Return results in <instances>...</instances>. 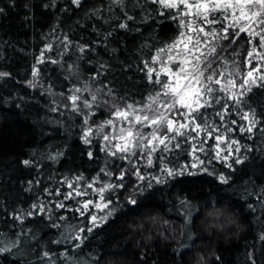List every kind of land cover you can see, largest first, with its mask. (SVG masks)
<instances>
[{
  "label": "trees",
  "instance_id": "16d2710c",
  "mask_svg": "<svg viewBox=\"0 0 264 264\" xmlns=\"http://www.w3.org/2000/svg\"><path fill=\"white\" fill-rule=\"evenodd\" d=\"M132 2L130 0L132 11L129 14H135L137 21L148 16V22L136 25L129 22L133 30L128 32L115 29L119 22L115 18L111 23L104 22V18L111 15L108 0H84L80 8L72 5L71 0H14V4L11 0H0V7L4 9V14L0 15V71L11 74L9 78L0 79V233L13 237V233L19 232L20 227L12 217L20 209L27 211L38 197L45 201L63 199L64 193L70 191L66 186L59 187V197L46 195L44 189L47 187L54 194L57 188L54 181L64 177L82 176L81 190L86 181H96V189L109 183L124 184L115 194L105 191L103 201L93 194V189H88L90 195L65 201L70 211L53 208V216H64L66 219L61 223L68 228L84 226L80 248L72 246L75 241L53 243L61 238V229L50 227L49 221L37 216L25 219L21 226L30 230L31 238L25 241L22 237L21 250L15 255H0V264H29L30 261L37 264L36 254L41 248L52 254L54 264H201V261L204 264H251L249 252L255 264H264V241L258 239L264 234V209L245 192L246 188L264 187V141L259 137L246 141L238 132L235 134L241 145H262L259 151L253 147L243 164L236 165L230 160L235 171L215 159L209 163L211 152L208 157L197 153L204 164L182 151L167 154L162 163L160 153H155L152 167L146 168L143 161L138 160L137 167L146 179L140 183L143 192L134 194L138 181L128 174L133 169L127 167L125 161L117 162L101 152L103 141L99 138L92 139L90 145L84 144L79 117L69 118L66 110L64 115L49 111L50 102L63 103L60 93L66 95L68 88L76 83L74 79L65 78L67 73L59 64L37 65L41 51L49 43L53 51L44 53L45 59L57 58L55 49L63 35L73 44L93 45L95 42V52L85 53L84 59L79 61L81 82L103 63L107 70L98 77L97 86L102 81L117 96L140 101L151 92L143 73L136 67L140 58H148L150 49L143 46L171 42L179 29L176 21L165 18L167 13L155 16V10L149 7L151 15H148L133 8ZM98 9H103V13L97 12ZM116 14L119 15L118 10ZM136 27L140 28L139 32L135 31ZM110 29L115 30L106 41L107 48L100 46L102 35ZM237 44L241 46L239 49L233 46L237 51L248 48L243 34ZM64 59L67 60V56ZM240 60L243 61V56ZM34 65L39 68L37 79L43 88L28 86L27 82L34 80L31 75ZM49 84L53 95H42ZM249 96L259 113L264 93L253 89ZM108 118L107 112L97 110L89 124L95 127ZM89 150L91 159L87 155ZM57 153L63 155L55 161L48 159L49 155ZM240 155L244 156L243 148ZM25 160L35 163L26 166ZM193 163H197V167H191ZM185 166L184 174L175 178H167L161 172L162 168L180 170ZM125 168L124 181H117L119 171ZM203 168L207 171H201ZM102 169L111 172V177L105 176ZM217 174L228 176L230 183H220ZM156 176L167 182L158 184L153 180L151 188L145 187L148 178ZM30 184L31 191H28ZM129 197L137 203H127ZM89 199L101 205L111 199L109 208L114 209L91 233L87 232L89 215H96L99 222L109 208L94 209L90 205L88 214L79 216L75 212L76 200ZM248 203L256 205V211L250 210Z\"/></svg>",
  "mask_w": 264,
  "mask_h": 264
},
{
  "label": "snow or ice",
  "instance_id": "6c2138e0",
  "mask_svg": "<svg viewBox=\"0 0 264 264\" xmlns=\"http://www.w3.org/2000/svg\"><path fill=\"white\" fill-rule=\"evenodd\" d=\"M83 2L84 0H71L76 8H80ZM11 3L14 4V0ZM129 3L130 0H108L107 8L111 15L105 17L104 22L111 23L115 18L119 21L115 29L128 32L133 30L129 27V22L133 25L147 23L148 16H142L137 21L135 14H129L132 11ZM132 7L139 8L148 15H151L149 7L155 10V16H165L167 13L165 18L176 21L179 29L177 37L171 42H153L143 46L150 49L148 58H140L136 67L143 73L151 92L140 101L132 97L117 96L102 81L97 86L98 77L107 70L103 63L91 77L81 82L78 75L79 61L84 59L85 53L95 52V42L93 45L73 44L67 35H63L59 37L55 49L57 58L45 59L44 53L53 51V46L49 43L41 51L37 65L59 64L67 73L65 78L74 79L76 83L68 88L66 95L60 93L63 103L55 100L50 102L49 111L64 115L66 110L69 118L79 117L83 126L84 144L90 145L92 139L99 138L103 141L99 149L101 152L115 158L117 162L125 161L127 167L133 169L128 174L135 176L138 181L133 189L134 194L143 192L140 183L146 179L140 173L136 162L142 160L144 167H152V157L157 152L160 153L161 163L167 154L182 151L191 155L199 164H204V160H200L197 153L208 157L211 152L209 163L215 159L235 171L230 160H234L236 165L243 164L253 147L257 151L262 147L259 143L241 145L235 134L238 132L246 141H254L257 137L264 141V102H261L258 113L257 108L250 103L249 96L253 89L264 93V0H133ZM117 10L119 15L116 14ZM97 12L102 14L103 9H98ZM3 14L4 9L0 7V15ZM115 29L102 35L100 46L107 48L106 41ZM135 31L139 32L140 28L136 27ZM241 34L248 45L243 52L233 49L234 45L237 49L241 47L237 44ZM65 56L67 60L64 59ZM37 65L33 66L31 72L34 80L27 83L29 87L43 88L37 79ZM10 76L8 72L0 71V79ZM51 88L49 84L47 92L41 94L53 95ZM97 110L107 112L109 118L93 127L89 121L96 115ZM209 140L212 141L211 145L208 144ZM242 148L244 156L240 155ZM61 155L63 153L49 155L48 159L55 161ZM87 155L91 159L92 151L89 150ZM23 163L32 166L35 162L25 160ZM191 167H197V163H193ZM126 171L127 168L120 170L116 180L124 181ZM184 171L186 166L180 170L161 169L167 178L183 175ZM201 171L207 169L203 168ZM102 172L107 177L112 175L103 169ZM83 179L82 176H74L71 179L64 177L60 181H54L57 186L55 193L47 187L44 191L48 196L59 197V187L66 186L70 191L64 193L63 199L45 201L38 197L37 202L31 204L27 211L18 210L12 219L17 222L20 231L13 233L14 238L0 233V255H15L21 250L22 237L25 241L31 238L30 230L21 226L25 219L37 216L49 221L50 227L61 229V238L53 243L67 244L75 241L72 246L80 248L84 226L68 228L61 223L66 219L64 216H53V208L70 211L65 201L90 195L88 189H93V194L103 201L105 191L115 194L116 190L124 187L123 183H109L96 189V181H86L81 190ZM217 179L222 184L230 183V178L223 174H217ZM153 180L158 184L167 182L159 176L150 177L145 187L151 188ZM27 190L31 191V184ZM245 192L247 196L255 198L259 208L264 209V187L257 186L254 190L246 188ZM76 203L78 207L75 212L84 216L88 214L90 205L94 209L109 208L112 200L109 199L103 205L93 203L91 199L83 202L76 200ZM127 203L135 205L137 201L129 197ZM247 207L256 211V205L252 203H248ZM112 211L114 209L109 208L108 213L99 218V222L96 215H89L87 232L91 233L95 227H99ZM187 215L190 217L191 212ZM188 235L191 239V233ZM258 239L264 241V234ZM36 255L37 264H54L52 254L43 248ZM248 259L251 264H255L251 252ZM216 260L219 261L220 257L217 256ZM201 264L204 262L201 261Z\"/></svg>",
  "mask_w": 264,
  "mask_h": 264
},
{
  "label": "rangeland",
  "instance_id": "374dc122",
  "mask_svg": "<svg viewBox=\"0 0 264 264\" xmlns=\"http://www.w3.org/2000/svg\"><path fill=\"white\" fill-rule=\"evenodd\" d=\"M147 130V129H146ZM154 155V154H153Z\"/></svg>",
  "mask_w": 264,
  "mask_h": 264
}]
</instances>
